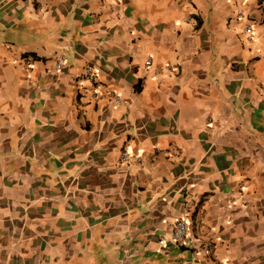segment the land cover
Instances as JSON below:
<instances>
[{
    "label": "crops",
    "instance_id": "crops-1",
    "mask_svg": "<svg viewBox=\"0 0 264 264\" xmlns=\"http://www.w3.org/2000/svg\"><path fill=\"white\" fill-rule=\"evenodd\" d=\"M215 261L264 264V0H0V264Z\"/></svg>",
    "mask_w": 264,
    "mask_h": 264
},
{
    "label": "built area",
    "instance_id": "built-area-1",
    "mask_svg": "<svg viewBox=\"0 0 264 264\" xmlns=\"http://www.w3.org/2000/svg\"><path fill=\"white\" fill-rule=\"evenodd\" d=\"M236 14L238 17L242 16V10L238 9L236 11ZM244 32L247 35H250L252 33V28L249 25H246L244 27ZM26 64H29L30 58L26 57L24 58ZM62 61H63V56H60L57 61H56V68L60 69L62 66ZM147 65H150L151 61L148 59L146 61ZM85 73H86V77L89 80H94V73H93V68L91 66H86L85 67ZM93 93H96L95 91ZM115 100L117 103H120V98L118 96L115 97ZM123 156L126 157L127 154L126 152L123 153ZM187 236V223L185 221V219L183 218H179L176 220L175 226L173 228V231L171 233V237L173 239V241H175L178 244H181L184 242L185 238ZM202 252L204 253L205 256H210L211 254V249L208 246H205L202 248ZM213 264H223L221 262L215 261Z\"/></svg>",
    "mask_w": 264,
    "mask_h": 264
}]
</instances>
